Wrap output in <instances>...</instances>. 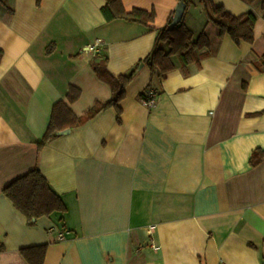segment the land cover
Listing matches in <instances>:
<instances>
[{
    "label": "crops",
    "instance_id": "0c3cea01",
    "mask_svg": "<svg viewBox=\"0 0 264 264\" xmlns=\"http://www.w3.org/2000/svg\"><path fill=\"white\" fill-rule=\"evenodd\" d=\"M0 0V264H27L20 250L49 245L45 264H264V0L195 1L185 12L210 47L166 80L142 67L115 109L38 143L53 107L77 117L113 98L92 68L107 59L129 75L154 50L180 0H121L155 13L148 26L107 22L106 0ZM253 14L254 43L236 44L208 23L210 6ZM98 44L96 52L84 48ZM264 70V67H262ZM71 87L81 96L69 103ZM157 92L154 108L143 103ZM143 96V97H142ZM69 130V129H68ZM38 168L66 213L30 226L3 188ZM60 234L64 235L59 239ZM156 248H153L152 246Z\"/></svg>",
    "mask_w": 264,
    "mask_h": 264
},
{
    "label": "trees",
    "instance_id": "16d2710c",
    "mask_svg": "<svg viewBox=\"0 0 264 264\" xmlns=\"http://www.w3.org/2000/svg\"><path fill=\"white\" fill-rule=\"evenodd\" d=\"M106 1V5L102 8V13L107 22L121 19L148 26L155 21L154 12L149 13L139 9L128 12L125 10L121 0ZM180 1L186 4V10L194 3V0ZM248 1L253 3L257 0ZM1 2L7 6L5 0H1ZM38 4H40V0H38ZM208 18V23L218 28L219 39L229 35L238 45L241 42L254 43V27L257 18L253 14L235 17L226 12L223 7L211 5L208 11ZM172 22L173 19L170 20L167 27L158 31V38L153 52L146 59L142 60L138 67L129 75L114 77L107 69V59L98 56L99 54L95 56L91 64L92 68L97 76L111 87L113 92L112 100L108 103H97L82 117L74 115L66 103L58 102L53 107L50 123L44 137L38 143V149L41 150L48 143L57 139L58 132L83 127L108 109L113 108L116 110L118 114L117 122L120 124L122 116L120 103L126 97L128 86L136 79L144 66L148 67L153 73L157 72L159 81L163 82L174 71L173 57H177L182 65L183 73L188 75V67L191 64H199L200 57L198 52L204 48H209L210 41L205 32L195 40L193 32L186 26L185 18L175 28L170 29ZM255 67L259 72H264L262 69L264 67V57L255 63ZM80 96V90L71 87L67 98L69 103L72 104L78 101ZM263 160L264 150L259 149L253 152L250 164L252 167H256ZM3 193L30 226L36 225V222L42 217H48L55 213H66L67 211L61 197L52 190L50 184L38 168L5 186ZM48 248L49 245L24 248L20 250V254L27 264H45ZM1 251H3L2 246H0Z\"/></svg>",
    "mask_w": 264,
    "mask_h": 264
},
{
    "label": "built area",
    "instance_id": "2783aa9c",
    "mask_svg": "<svg viewBox=\"0 0 264 264\" xmlns=\"http://www.w3.org/2000/svg\"><path fill=\"white\" fill-rule=\"evenodd\" d=\"M195 1H200V0H194ZM98 47V44H93V45H88L84 48V51L87 53H94L96 52V49ZM157 92L155 90H150L145 98L143 99V103L146 107L148 108H154L157 102ZM64 235L60 234L59 239H63ZM153 248H156L154 245L152 246Z\"/></svg>",
    "mask_w": 264,
    "mask_h": 264
},
{
    "label": "water",
    "instance_id": "95a60500",
    "mask_svg": "<svg viewBox=\"0 0 264 264\" xmlns=\"http://www.w3.org/2000/svg\"><path fill=\"white\" fill-rule=\"evenodd\" d=\"M187 6L185 3H180V5L177 8L175 17L173 19L172 24L170 25V29L175 28L178 24L181 23V21L184 19L185 16V12H186ZM71 133V130H65L62 132H58L57 136L62 137V136H66L69 135Z\"/></svg>",
    "mask_w": 264,
    "mask_h": 264
},
{
    "label": "rangeland",
    "instance_id": "374dc122",
    "mask_svg": "<svg viewBox=\"0 0 264 264\" xmlns=\"http://www.w3.org/2000/svg\"><path fill=\"white\" fill-rule=\"evenodd\" d=\"M212 30H217V28L212 24Z\"/></svg>",
    "mask_w": 264,
    "mask_h": 264
}]
</instances>
